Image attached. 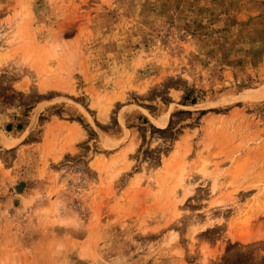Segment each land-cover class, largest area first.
Masks as SVG:
<instances>
[{
	"label": "rangeland",
	"instance_id": "obj_1",
	"mask_svg": "<svg viewBox=\"0 0 264 264\" xmlns=\"http://www.w3.org/2000/svg\"><path fill=\"white\" fill-rule=\"evenodd\" d=\"M262 86L264 0H0V264H264Z\"/></svg>",
	"mask_w": 264,
	"mask_h": 264
},
{
	"label": "bare ground",
	"instance_id": "obj_2",
	"mask_svg": "<svg viewBox=\"0 0 264 264\" xmlns=\"http://www.w3.org/2000/svg\"><path fill=\"white\" fill-rule=\"evenodd\" d=\"M248 97H251L250 100L256 99V98H264V86L260 87L259 89H256L252 92L246 93L245 94ZM258 100V99H257Z\"/></svg>",
	"mask_w": 264,
	"mask_h": 264
}]
</instances>
